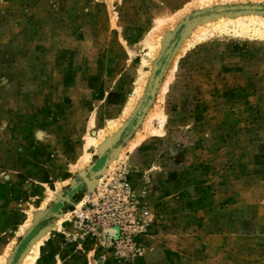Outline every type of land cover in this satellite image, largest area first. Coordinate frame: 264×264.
<instances>
[{
    "label": "rangeland",
    "instance_id": "rangeland-1",
    "mask_svg": "<svg viewBox=\"0 0 264 264\" xmlns=\"http://www.w3.org/2000/svg\"><path fill=\"white\" fill-rule=\"evenodd\" d=\"M244 5L264 12V0H0V264H20L35 238L32 264H264V45L185 44ZM111 89L123 106L135 95L127 113ZM92 196L137 227L133 249L78 225Z\"/></svg>",
    "mask_w": 264,
    "mask_h": 264
},
{
    "label": "bare ground",
    "instance_id": "bare-ground-1",
    "mask_svg": "<svg viewBox=\"0 0 264 264\" xmlns=\"http://www.w3.org/2000/svg\"><path fill=\"white\" fill-rule=\"evenodd\" d=\"M208 7H210V5H208L207 8ZM257 10H263V8L248 5L228 8L222 7L218 11H214V16L207 17L204 19V21L195 24V29L193 28V33L185 44L187 46H193L201 42L200 40H202V37L206 35L208 36V39H211L212 37L215 39L217 38L237 41L240 40L264 45V12ZM163 42L164 41L161 38L159 41H155L152 43V50L146 53L143 57V65L148 66L152 60H158L160 54L163 51ZM156 46H158V48H155ZM159 70L160 68L155 67L153 69L154 73L152 74V76H150V78L152 77V79L151 81H149L150 83L148 82L147 101H150L152 97H154L155 89L158 88V75L160 73H158ZM139 84L136 85V88H140ZM135 99L136 97L134 94L129 97V100L127 99L125 105L123 106L124 113H127L126 110L131 109V105L133 104ZM121 127L122 126H120L119 122L113 125L110 124L109 131L100 134L98 138L93 140V143L95 144V146H97L98 149H100L106 142H108L113 136H115V134L120 130ZM104 165L100 167V169H103ZM104 171L105 168L99 174L104 173ZM27 227H29V225H27ZM31 243V246L25 249L26 251L24 250L21 253L22 255L20 256L18 263L32 264V262H34V260L36 259L37 253H39L38 251L40 245L42 244V239L37 238L36 240L35 238Z\"/></svg>",
    "mask_w": 264,
    "mask_h": 264
},
{
    "label": "built area",
    "instance_id": "built-area-1",
    "mask_svg": "<svg viewBox=\"0 0 264 264\" xmlns=\"http://www.w3.org/2000/svg\"><path fill=\"white\" fill-rule=\"evenodd\" d=\"M127 195V197L131 199L128 191ZM105 198V196L99 199H96L95 196L90 197L89 202L91 203L92 209H89L88 212L79 211V213L77 214L78 225L84 229H87L88 231H103L109 237L112 246L116 247V249H133L132 233L136 230L137 227L131 225L128 229L127 224L124 221L125 219H122L120 216L118 208L113 209L114 211L111 216L105 213L102 214L99 208H101V204L104 202ZM115 198L116 197H114V199ZM133 223L138 226L140 224V222H138L137 224L136 221H134ZM142 227L143 226H141L140 228Z\"/></svg>",
    "mask_w": 264,
    "mask_h": 264
},
{
    "label": "crops",
    "instance_id": "crops-1",
    "mask_svg": "<svg viewBox=\"0 0 264 264\" xmlns=\"http://www.w3.org/2000/svg\"><path fill=\"white\" fill-rule=\"evenodd\" d=\"M107 103L110 107L116 108L118 106H123V102H122V97H121V92L118 91V89H111L110 91H108L107 93ZM135 121L133 120L132 123H134ZM136 130L140 127V125H138V123H136ZM105 157H101L97 162H96V171L99 169L98 165L100 164L101 160H103ZM80 184H77L74 186V190H76V186H79ZM84 189V187H83ZM59 204V205H58ZM57 209L60 210V202H57V206L56 208H54L53 211H57ZM26 238V237H25Z\"/></svg>",
    "mask_w": 264,
    "mask_h": 264
}]
</instances>
